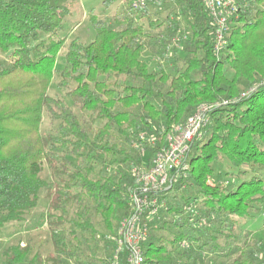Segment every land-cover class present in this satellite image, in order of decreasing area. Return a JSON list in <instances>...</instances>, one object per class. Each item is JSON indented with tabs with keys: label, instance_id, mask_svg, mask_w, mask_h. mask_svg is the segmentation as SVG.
I'll use <instances>...</instances> for the list:
<instances>
[{
	"label": "trees",
	"instance_id": "trees-1",
	"mask_svg": "<svg viewBox=\"0 0 264 264\" xmlns=\"http://www.w3.org/2000/svg\"><path fill=\"white\" fill-rule=\"evenodd\" d=\"M71 1L0 0V51L11 58L0 66V230L25 220L43 195L52 241L46 254L8 244L0 264L80 263L98 240L111 250L108 235L130 209L131 165L150 164L167 132L202 103L224 98L160 194L165 204L148 222L145 264H202L206 251L208 264H264L255 230L237 231L241 220L264 212V0H242L219 53L202 0L151 3L155 10L132 3L113 25L92 11L94 38L67 43L60 31ZM173 33L179 39L171 50ZM157 45L169 63L151 68L142 56ZM56 75L83 118L49 93ZM46 111L58 125L43 133Z\"/></svg>",
	"mask_w": 264,
	"mask_h": 264
},
{
	"label": "built area",
	"instance_id": "built-area-1",
	"mask_svg": "<svg viewBox=\"0 0 264 264\" xmlns=\"http://www.w3.org/2000/svg\"><path fill=\"white\" fill-rule=\"evenodd\" d=\"M172 3L178 0H169ZM213 25L214 48L219 53L225 46L230 31L232 15L236 14L242 0H202ZM165 0H137V7L145 8L148 3L163 5ZM229 99H218L213 103H202L188 119L175 125L166 133L163 144L153 155L150 166L134 165L132 181L127 187L130 204L128 213L120 219L116 233L108 235L111 254L108 264H145L143 243L149 235V220L156 217L164 205L160 194L171 180V171L180 169L194 136L210 122L209 110L227 104ZM182 247H188L186 240Z\"/></svg>",
	"mask_w": 264,
	"mask_h": 264
},
{
	"label": "rangeland",
	"instance_id": "rangeland-1",
	"mask_svg": "<svg viewBox=\"0 0 264 264\" xmlns=\"http://www.w3.org/2000/svg\"><path fill=\"white\" fill-rule=\"evenodd\" d=\"M136 1L137 0H109V2H107V0H73L71 1L70 6L71 14L67 15L64 19V23L62 26L63 29H61L60 31V36H68L67 43L71 39H75V37H78L83 42H88L92 40L95 36V29L93 28L90 20V12L94 11V13L98 17H100L102 21L109 22L113 25V16L117 12L125 11V9L129 7L130 4ZM156 7V5H152L151 3L149 5L150 10H155ZM182 27H186L184 18L182 19ZM167 29L171 30L170 24L163 27V33H166ZM178 34L179 33H173L172 36H170L172 39V43L170 45L171 50L173 49V46L177 44V40L179 39ZM67 43L65 46L62 47L60 53L57 56L56 65L58 68H62L64 66L65 53L67 51ZM158 47V45L153 47L147 46L143 53L142 58L149 62L151 68L155 67L157 64L163 65L169 63V56L164 57L162 51L160 53L156 51ZM178 61L179 64L182 65L183 59L179 58ZM10 63L11 58L9 57V54H5L0 51V66L7 67L10 66ZM59 80L60 77L56 75L53 79V82L51 83L49 93L54 97L64 98L67 102L66 104L70 106V108L77 114V116L83 118L87 112L82 111L72 105V100L67 95V88H63L62 86H60L58 84ZM123 80V78H120L119 83H122ZM57 125L58 122L51 123L49 114L46 111L44 113V122L42 124L43 133H48L52 131L57 127ZM120 140L122 144H125L123 138ZM152 157L151 160L148 161L150 164L152 162ZM150 164H148V166H150ZM141 165L145 164L142 163ZM133 166L134 165H131V168H133ZM220 166L221 165L218 163V170L221 169ZM224 168L226 169V167ZM131 172L132 169L129 170L130 174ZM43 176L48 181H51L53 179L50 167L48 166L47 162L44 163ZM47 204V199H45L42 195L39 204L26 216L25 220L5 224L4 227H2L0 230V249L6 247L8 244H11L13 242H21V246L31 244L32 247H34V250H39L43 254L49 252L52 248V241L51 233L47 227L46 222ZM162 213L164 215L161 216H164L165 219H171V214H166L165 212ZM262 224L264 226V212L258 214L252 220H241L237 231L239 234L242 235V233L244 232V228L250 226V228H253L255 230L256 238H258V241L261 240L260 243L264 248V238L262 237V233H264V227L261 231L257 229ZM99 228L102 230L101 225H99ZM172 228L173 230L176 229L174 227ZM179 229H181V227ZM160 233L169 235V231L166 230H162ZM178 241L181 245V241ZM169 243L170 242L168 241V244ZM93 245L94 246H92L90 249L86 248L84 250V253L81 255L82 258L80 263L74 260H70L67 264H108V259L111 254L109 244H107L105 240H98ZM204 256L205 260L202 264H208L209 261L213 259V255L209 251L204 252ZM262 258L263 255L261 254V257L258 258L259 262L262 261ZM1 259L2 257L0 256V260ZM105 261H107V263ZM225 263L226 262L222 259L218 261V264Z\"/></svg>",
	"mask_w": 264,
	"mask_h": 264
}]
</instances>
